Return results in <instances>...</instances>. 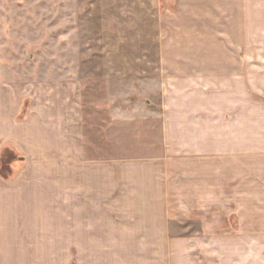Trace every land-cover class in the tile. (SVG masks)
Listing matches in <instances>:
<instances>
[{
	"label": "rangeland",
	"instance_id": "rangeland-1",
	"mask_svg": "<svg viewBox=\"0 0 264 264\" xmlns=\"http://www.w3.org/2000/svg\"><path fill=\"white\" fill-rule=\"evenodd\" d=\"M185 3L202 22L183 12ZM228 4L0 0V111L12 120L0 127V183L44 188L14 137L73 101L85 158L111 169L110 198L94 199L93 209L48 210L59 223L29 225L23 242L7 237L17 233L7 226L0 264H226L235 250L263 255L264 82L161 81L158 70L163 42L196 41L206 25L233 30L221 13ZM180 19L184 31L175 34ZM27 207L26 218L40 216Z\"/></svg>",
	"mask_w": 264,
	"mask_h": 264
},
{
	"label": "crops",
	"instance_id": "crops-1",
	"mask_svg": "<svg viewBox=\"0 0 264 264\" xmlns=\"http://www.w3.org/2000/svg\"><path fill=\"white\" fill-rule=\"evenodd\" d=\"M221 1L230 3L221 13L229 19L234 29L228 30L227 26L220 29L217 25L212 27L206 25L201 32L202 38L195 37L198 38L196 42L190 41V38L188 40L187 36L182 34L184 31L182 20H176L173 26L174 33L181 32L182 37H174L172 41L170 39L169 42L162 43L158 69L162 74L161 81L264 82V0ZM240 2L243 4L240 5ZM186 4H183V8L181 7L183 12L201 21L202 16L196 13L201 11L184 8ZM239 7L242 9L239 10ZM79 104V101H73L66 109H70L68 111H63L60 105L59 110L49 112L48 117H39L38 123L30 121L26 125L29 132L25 131V127L19 128L24 131L17 133L14 138L18 141V146L26 153H30L29 156L33 159L35 168L40 171L34 176L36 179H33V183L42 184L44 188L30 190L25 186L7 187L0 183V210L8 211V220L0 221V236H2L1 233L6 234L7 226L13 229L17 227V233L10 231L7 237L15 234L24 237L21 239L23 242L28 240L25 236H30L31 225L44 226L59 223L48 221V210H70L72 216L74 213L78 216L79 209L94 208V199L105 201L106 195L110 198L109 161L85 158L84 139L79 133V124L82 122ZM1 109L0 127L10 129L12 120L7 112L9 109ZM178 113L182 114L183 118L185 115L195 116L190 111L185 112V109ZM164 122L165 135L168 139L165 146L168 147L172 129L168 113H165ZM68 129H70L69 132L66 131ZM182 129L184 130L183 138H186L189 128L187 126ZM197 129L195 127V130ZM4 140L10 139L7 137ZM246 193H253V189L248 187ZM22 202L26 203L25 206H22ZM27 206L29 208L36 206L40 216L26 218L24 213ZM14 210L15 216L10 220V213ZM229 258L231 260L226 264H264V253L260 256L252 249L247 250L243 258H240V253L235 250Z\"/></svg>",
	"mask_w": 264,
	"mask_h": 264
}]
</instances>
